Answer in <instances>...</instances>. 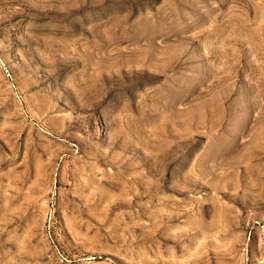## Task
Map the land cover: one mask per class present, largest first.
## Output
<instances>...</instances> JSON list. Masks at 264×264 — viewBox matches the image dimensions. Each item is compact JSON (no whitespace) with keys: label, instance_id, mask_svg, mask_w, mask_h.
<instances>
[{"label":"rangeland","instance_id":"rangeland-1","mask_svg":"<svg viewBox=\"0 0 264 264\" xmlns=\"http://www.w3.org/2000/svg\"><path fill=\"white\" fill-rule=\"evenodd\" d=\"M0 264H264V0H0Z\"/></svg>","mask_w":264,"mask_h":264}]
</instances>
